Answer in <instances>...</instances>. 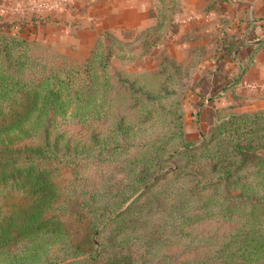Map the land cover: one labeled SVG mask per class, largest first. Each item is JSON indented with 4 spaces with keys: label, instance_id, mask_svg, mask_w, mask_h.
I'll use <instances>...</instances> for the list:
<instances>
[{
    "label": "rangeland",
    "instance_id": "rangeland-1",
    "mask_svg": "<svg viewBox=\"0 0 264 264\" xmlns=\"http://www.w3.org/2000/svg\"><path fill=\"white\" fill-rule=\"evenodd\" d=\"M158 2L165 33L181 1ZM2 8L0 25L14 19L18 32L0 30V232L11 235L0 264H264L257 83L242 103L215 108L213 131L193 136V67L162 57L159 44L135 61L159 31L145 33L149 45L110 32L98 55L81 56L41 39L47 14ZM50 91L59 100L44 102ZM34 210L48 222L18 228Z\"/></svg>",
    "mask_w": 264,
    "mask_h": 264
},
{
    "label": "crops",
    "instance_id": "crops-1",
    "mask_svg": "<svg viewBox=\"0 0 264 264\" xmlns=\"http://www.w3.org/2000/svg\"><path fill=\"white\" fill-rule=\"evenodd\" d=\"M72 1L60 8L56 0H0V9L4 4L1 12L11 18L47 14L51 22L40 26L41 39L81 56L90 55L110 32L119 41L145 40L149 45L146 34L159 31L146 53L134 55L135 61L156 52L159 44L162 57L193 67L188 81L187 103L194 112L190 120V110L186 112L193 136L212 128L218 105L242 103L255 88L250 83H257L258 93L264 92V0H180L179 19L165 33L156 22L158 0ZM216 89L218 96L213 94ZM261 102L264 99L255 101V107Z\"/></svg>",
    "mask_w": 264,
    "mask_h": 264
},
{
    "label": "trees",
    "instance_id": "trees-1",
    "mask_svg": "<svg viewBox=\"0 0 264 264\" xmlns=\"http://www.w3.org/2000/svg\"><path fill=\"white\" fill-rule=\"evenodd\" d=\"M16 23H17V21H15L14 19H12V20H8V21H5L4 23H2L1 25H0V30L2 29V30H5V31H8V32H14L15 34H17V28H16ZM13 29L15 30V31H13ZM17 37H18V35H17ZM17 39H19V40H25L24 38H22V37H18ZM102 42V41H101ZM98 44H100V41L99 42H97ZM106 48V50L105 51H103L102 53H103V55H102V57L103 58H109L110 57V54H111V52H112V50L111 49H109V50H107V48H108V46H106V45H104ZM6 47V46H5ZM5 47L3 48H0V50L1 49H4L5 50ZM97 48V47H96ZM95 48V49H96ZM8 48H6V50H7ZM97 50V49H96ZM96 50H93L92 51V54H93V56H96V55H98V53H99V51H98V53L96 52ZM109 51V52H108ZM13 62H10L9 64H12ZM8 64V65H9ZM107 66H108V64H107ZM59 97H60V93H55L54 91H50V92H45L43 95H42V99L44 98V102H46L47 101V99H49V98H52V100H59ZM230 105V104H229ZM228 105V106H229ZM47 107V106H46ZM44 105H42V108H46ZM242 116V114H238L236 117H234V119L236 120H238L239 119V117H241ZM217 121V120H216ZM215 121V122H216ZM214 126H215V124H214ZM214 126H212V129H211V131H213V128H214ZM205 133V132H204ZM242 151H240V153H241V155H245L247 152L245 151V150H243V149H241ZM241 158H242V156H240ZM21 166H25V168L26 169H23V170H28V168H27V165H21ZM20 169H21V167H20ZM230 171H231V167L229 168V169H225V174H224V176L227 178L229 175H230ZM0 177H3L2 175H0ZM14 211H16V210H14ZM122 214V212H120L119 213V215H121ZM13 215H15L16 217H17V215L18 214H13ZM36 217H38L37 216V212H36V210H34V212H29L28 214H27V216L25 217V218H23V220H22V222L20 223V225L18 226V228H23V227H29V226H37V227H41L43 224H46L48 221L46 220V218H42L41 217V219H37ZM97 230L98 229H93L92 230V233H95V232H97ZM10 238H11V235L8 233V232H5V231H2L1 230V232H0V243H2V242H4V241H6V240H10ZM80 253H83L82 251H79V249H73V251H71L69 254H68V256H73V255H78V254H80ZM93 256H95V253L93 254Z\"/></svg>",
    "mask_w": 264,
    "mask_h": 264
},
{
    "label": "built area",
    "instance_id": "built-area-1",
    "mask_svg": "<svg viewBox=\"0 0 264 264\" xmlns=\"http://www.w3.org/2000/svg\"><path fill=\"white\" fill-rule=\"evenodd\" d=\"M68 2V0H56V7H60L62 3ZM60 5V6H59ZM250 85L254 86L253 83H250Z\"/></svg>",
    "mask_w": 264,
    "mask_h": 264
}]
</instances>
